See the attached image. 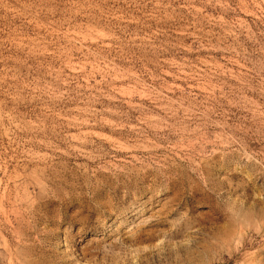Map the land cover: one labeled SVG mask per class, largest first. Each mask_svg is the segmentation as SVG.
Instances as JSON below:
<instances>
[{"label":"rangeland","instance_id":"obj_1","mask_svg":"<svg viewBox=\"0 0 264 264\" xmlns=\"http://www.w3.org/2000/svg\"><path fill=\"white\" fill-rule=\"evenodd\" d=\"M0 264H264V0H0Z\"/></svg>","mask_w":264,"mask_h":264}]
</instances>
